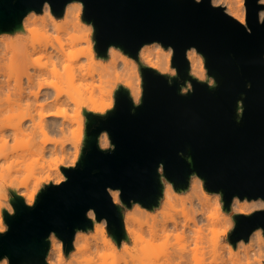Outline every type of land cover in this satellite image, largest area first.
Instances as JSON below:
<instances>
[{
  "label": "clouds",
  "instance_id": "9594fccd",
  "mask_svg": "<svg viewBox=\"0 0 264 264\" xmlns=\"http://www.w3.org/2000/svg\"><path fill=\"white\" fill-rule=\"evenodd\" d=\"M54 2L43 0L39 11L29 9L12 30H0V238L10 233L8 219L17 216L19 200L35 209L50 188L69 182L67 172L79 169L85 150L91 151L89 125L92 131L99 127L90 117L107 120L122 90L136 115L144 103V70L164 77L169 87L180 82L178 94L184 97L195 94L193 80L213 91L220 87L196 46L185 50L187 80L174 66L176 48L160 40L143 43L135 57L114 43L102 55L84 0H67L62 15L55 13ZM191 2L222 10L253 34L250 0ZM254 2L257 22L264 26V0ZM246 98L242 93L236 103L237 124L243 122ZM95 141L103 153L117 151L107 129ZM178 155L194 168L191 147ZM156 172L161 188L151 207L136 198L126 203L122 188L106 187L121 217L123 238L117 240L109 218L90 207L85 212L90 226L74 228L70 245L56 230L49 231L43 264H264V226L233 239L238 217L264 212V196L233 195L228 204L224 191L209 190L196 170L186 187L168 178L163 161ZM0 264H13L12 256L0 255Z\"/></svg>",
  "mask_w": 264,
  "mask_h": 264
},
{
  "label": "water",
  "instance_id": "95a60500",
  "mask_svg": "<svg viewBox=\"0 0 264 264\" xmlns=\"http://www.w3.org/2000/svg\"><path fill=\"white\" fill-rule=\"evenodd\" d=\"M67 0H55L54 11L63 14ZM85 18L94 21L99 51L109 44L123 47L136 56L145 42L160 40L176 48L174 66L184 80L188 76L185 50L196 46L208 60L210 74L220 82L215 91L193 80L196 92L180 96L179 84L169 87L164 77L144 70L143 106L131 114L132 101L126 91L118 95L115 113L107 120L90 117L99 127L89 125L91 148L70 180L61 188L45 192L35 209L22 200L16 203L17 216L8 219L10 233L0 238V255L8 254L13 264H43L47 244L44 238L56 230L70 245L76 227L90 226L88 208L107 216L117 240L123 226L117 209L105 189L124 190L125 202L136 198L151 207L160 192L156 172L163 161L168 178L178 187L196 170L208 181L211 191L223 190L230 204L233 195L241 198L264 196V26L257 22V7L249 3L250 36L236 22L213 10L207 3L191 0H84ZM43 0H0V30L10 31L29 9L37 11ZM251 82L253 87L247 89ZM247 98L243 122H235L236 103ZM103 129L111 132L117 151L108 155L98 150L95 137ZM191 147L194 168L178 153ZM227 207V205H226ZM233 239L264 226V212L251 218L238 217Z\"/></svg>",
  "mask_w": 264,
  "mask_h": 264
}]
</instances>
